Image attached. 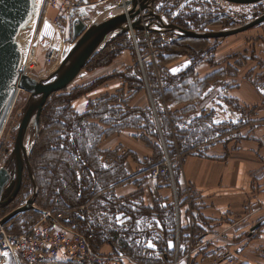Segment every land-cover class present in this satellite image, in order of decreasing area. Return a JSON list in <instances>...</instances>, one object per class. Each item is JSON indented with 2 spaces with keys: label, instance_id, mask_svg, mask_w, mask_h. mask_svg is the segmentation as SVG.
I'll list each match as a JSON object with an SVG mask.
<instances>
[{
  "label": "rangeland",
  "instance_id": "1",
  "mask_svg": "<svg viewBox=\"0 0 264 264\" xmlns=\"http://www.w3.org/2000/svg\"><path fill=\"white\" fill-rule=\"evenodd\" d=\"M120 2L122 0H87V5L80 9L78 15L90 25L101 17L106 8L114 7ZM42 9L41 5L39 17L32 27L21 33L19 39L23 41L25 52L31 42L39 43L36 68L29 72V76L41 82H48L53 79L60 66L59 63H50L46 59L48 48L50 44L61 47L73 43L74 19L68 15L58 23L57 10L53 8L49 16L51 24H46L42 30L44 23ZM153 9L164 19H170L177 25L179 24L176 20L183 19L193 27L186 29L218 32L237 27L258 17L264 12V0L251 4L227 0H157L153 4ZM192 17L201 21L198 29L192 25ZM147 20H150L149 16ZM263 23L220 38L187 40L169 29L153 31V34L150 33L148 36L145 30L137 29L134 32H126L123 36L109 42L104 53L100 51L96 53L97 56L95 55L96 57L86 64L71 85L63 91L54 93L48 99L43 110L44 117L46 114H52L53 119L60 122L47 123L48 120L44 119V123L40 122L39 131L28 130L25 144L29 162H24L23 180L17 197L8 205L0 207L1 218L25 205L28 199L35 195L36 207L16 215L3 226L8 231L22 233L30 229L38 220L42 221L43 210H53L57 214L61 212L66 221L74 224L69 225L72 229L78 228L77 230L82 233L83 231L94 232L95 229L99 231L97 237L102 243L95 252L102 257L115 254L131 256L126 253L127 249L122 242L133 248L167 249L162 241H166L168 234L173 232L167 227L173 221L177 222V207L168 195V188L173 186L167 180H161L158 186L159 178L146 177V174L153 170L157 163L165 164L167 156L170 157L167 149L169 145L166 144L168 135L160 126L157 112L168 111L173 108L171 105L173 103L171 100H160L157 93L158 87L156 88L153 84L154 75L151 69H148V63L153 66L159 64L158 70H153L157 72L162 82L161 88L165 90L167 85L168 88L170 85L173 86L175 82L173 80H176L177 76L189 66H193L194 71V80L191 81V85L196 83V78L206 80L205 83L201 81V91L204 87L207 88L202 100L193 101L189 109L191 111L185 113L184 120L181 122L184 128L192 126L193 132L188 135V142L190 146L198 148L192 152L204 155L207 150L203 144L211 139L205 135L213 133L208 131L211 127L204 128L203 125L198 124L202 114L206 113L207 116L212 117V121L208 120V123L217 130L216 141H223L226 146L227 140L237 135L236 127L243 118L238 109L241 108L245 113L248 108L243 109L236 100H231L230 91L235 82L232 85L227 84L225 79L231 80L238 72L239 77L246 76L247 64L245 70L241 72L230 62H233L232 58L235 55L240 65L244 64L247 56L244 53L238 55L236 52L251 45L254 48L256 41L264 42ZM112 54L115 58L106 62ZM139 56L147 64L145 69ZM227 60L229 61L226 64H221ZM148 84L150 87L153 84L154 94ZM70 94L75 95L76 98H67ZM36 98L31 93L20 90L0 138V169L7 168L11 173V180L6 187L11 184L16 174L17 162L15 157L12 158V153L15 150L21 122L30 103ZM166 98L171 97L168 95ZM233 104H237L238 108L231 106ZM95 112H98V115ZM64 121L68 126L64 125ZM161 121L163 124V118ZM70 136L79 138L84 146L70 150L72 154L68 157L65 152L69 149ZM173 141L177 143L176 138L169 140V143L173 144ZM45 145V150L40 153ZM225 146L222 148L225 149ZM57 150L62 152H54ZM179 155L180 157L176 156L177 160L180 158L184 160L191 156L188 154L183 157L182 153ZM69 158L78 180L86 178L89 180V185H81V190L94 192L96 196L95 199L81 206H77L73 200L62 202L61 195L58 198H51L48 192L53 183V176L64 177L63 165L60 162L64 159L68 161ZM57 160L60 162H56ZM53 164L58 165L56 170ZM126 180L132 184L136 180L139 182L132 185L127 184ZM61 183L65 182L61 181ZM34 185L37 186L36 194ZM126 185L128 190H132V194L127 193L129 195L121 197V187L125 188ZM159 189L162 191L160 192ZM131 196L134 198L130 199ZM39 197L42 201H49L45 204L49 206H43L44 203L41 205L38 202ZM6 206L9 208L7 213H4L2 209ZM153 226L154 230L155 227L158 228L159 234L155 236L160 238V245L152 246L150 243ZM110 233L118 237L114 238ZM109 238L114 239L121 252H111L113 245L108 243ZM131 257L139 262L135 257ZM60 260L62 258L51 262ZM21 261L24 262L22 258ZM66 262L95 264L86 261L67 260ZM216 262L220 261L214 260V263ZM48 263L50 262L40 264Z\"/></svg>",
  "mask_w": 264,
  "mask_h": 264
},
{
  "label": "crops",
  "instance_id": "2",
  "mask_svg": "<svg viewBox=\"0 0 264 264\" xmlns=\"http://www.w3.org/2000/svg\"><path fill=\"white\" fill-rule=\"evenodd\" d=\"M48 2L41 0L42 30L46 24H51L49 16L53 8ZM258 42L254 48L251 45L236 52L247 56L244 64L240 65L235 55L230 62L241 72L247 64L246 76L239 77L238 72L231 80L225 79L227 84L235 82L230 91L231 100H236L243 109L248 108L245 113L240 107L238 109L243 118L236 127L237 135L229 138L226 146L216 139L207 141L203 144L207 150L204 155L194 153L184 160H174L170 179L173 187L168 188V195L176 204L177 222L167 227L173 232L162 243L170 256L178 245L179 264H226V261L214 263L222 254L233 255L240 264H264V224L252 231L264 220V42ZM131 191L127 185L121 187L120 196L132 194ZM156 234H159L157 227L149 238L152 246L160 245ZM195 235L203 236L207 244L183 259L189 253V243ZM151 260L157 264H170L161 257ZM0 264L26 263L18 255L0 250ZM48 264L73 263L60 260Z\"/></svg>",
  "mask_w": 264,
  "mask_h": 264
},
{
  "label": "water",
  "instance_id": "3",
  "mask_svg": "<svg viewBox=\"0 0 264 264\" xmlns=\"http://www.w3.org/2000/svg\"><path fill=\"white\" fill-rule=\"evenodd\" d=\"M156 0H123L113 8L123 10L124 15L104 17L106 8L90 25L81 17L74 20L72 26L73 45L68 55L61 62L51 81L41 82L29 75L21 74L23 54L18 44L21 33L30 27L39 17L41 0H0V127L15 93L16 87L31 93L33 100L21 122L15 150L12 158H16L17 167L15 179L11 180V173L7 168L0 169V207L8 205L20 191L23 180L24 162H29L25 138L28 130L39 131L43 110L48 99L61 90L71 85L81 74L86 64L101 51L109 42L120 37L126 32L145 30L149 36L153 31L169 29L181 37L188 38H220L246 30L256 24L264 22V12L255 19L240 24L237 27L218 32L196 31L183 28L170 19L156 13L153 4ZM235 3L251 4L262 0H227ZM149 16L150 20H147ZM35 187V194L37 186ZM7 197V199H5ZM5 199V200H4ZM4 200V201H3ZM36 195L25 205L10 212L1 218L0 226L9 222L16 215L35 209ZM264 220L258 222L252 231L260 228Z\"/></svg>",
  "mask_w": 264,
  "mask_h": 264
},
{
  "label": "built area",
  "instance_id": "4",
  "mask_svg": "<svg viewBox=\"0 0 264 264\" xmlns=\"http://www.w3.org/2000/svg\"><path fill=\"white\" fill-rule=\"evenodd\" d=\"M49 7L59 11L57 22L63 20L65 16L79 17L78 13L87 5V0H49ZM81 9V10H80ZM20 38V37H19ZM73 40V39H72ZM18 44L23 50L22 70L30 74L36 68L38 59V42H31L28 50L24 51L23 41L18 39ZM137 44V43H136ZM73 43L68 46L58 47L50 44L46 59L50 63L61 64L66 58ZM138 50V47H137ZM140 57L141 63L142 57ZM143 64V63H142ZM180 157V155L178 154ZM176 159V158H175ZM165 164L156 166L146 174L150 178L170 175L173 177L174 160L167 156ZM176 206V204H175ZM54 213L53 210H43L42 221L38 220L30 229L22 233L8 231L3 225L0 226V250L15 253L24 260L26 264H40L42 262H51L62 258L69 261H86L95 264H150L151 259L155 257L164 258L165 249L144 247L141 250L142 260L137 262L131 256L123 255H102L96 254L95 249L90 246V237L85 235L66 223L62 213ZM57 214V215H55ZM80 241V242H79ZM207 242L203 236L195 235L189 243V253L183 259L189 258L195 251L201 249ZM93 248V249H92ZM170 264H179L181 262L180 250L177 245L173 250ZM106 256V255H104ZM167 256V255H166ZM182 259V260H183ZM216 261H226V264H240L233 255H220Z\"/></svg>",
  "mask_w": 264,
  "mask_h": 264
},
{
  "label": "trees",
  "instance_id": "5",
  "mask_svg": "<svg viewBox=\"0 0 264 264\" xmlns=\"http://www.w3.org/2000/svg\"><path fill=\"white\" fill-rule=\"evenodd\" d=\"M176 21L183 28H189V29L193 28L190 24L186 23L183 19L182 20L177 19ZM191 21L193 22L192 25L196 29H198L199 28V24H200L201 21L199 19H196L195 17H192ZM123 35H121V36H123ZM182 39H187L188 40L190 38H187V37L183 36ZM191 40H193V39H191ZM108 45L109 44H107L100 52L104 53V49H106L108 47ZM96 56H94V58ZM114 58H115V56L112 54L111 56H109L106 59V62H110ZM143 63H144V69H145V65H147V64L145 62H143ZM158 65L159 64H157V66H153L152 64L150 65L148 63V69H151V71L153 72V75H154L153 78H152L154 80L153 84L155 85L156 88L158 87L157 93H158V95L160 97V100H165V101L166 100H171V103H173V104H171L173 106V108H170L168 112L167 111L164 112L163 110L162 111L160 110L159 112H157V116L159 117L158 119H160L159 121H160L161 128L164 130V133L168 135V137H167L168 138V142L166 143V144L169 145L168 148L166 146V148L169 151L168 153H169L170 157L173 160H175L176 156L179 153L180 154L182 153L183 157H185V155L194 154L193 153L194 150L198 149L197 146L196 147L190 146L189 142H188V139H189L188 135L193 132L192 131V126H187V128H184V126H182L183 124L181 122L184 120L185 113H188L189 111H191L189 109L192 107L193 101L194 100H198V101L202 100V98L204 96V92L206 91L207 88L204 87L203 91H201V81H204V83H205L206 80L205 79L201 80L200 78H196V83H194V85H191V81L194 80L193 79L194 78V74H193L194 71H193V66H191V67L189 66L186 70H184L182 72L181 75L177 76L176 80L172 79L173 81H175L174 85L173 86L170 85L169 88H168V85H167L166 86V90H165L164 88H161L162 82L159 80L157 72H154V70H153V69L158 70V67H159ZM175 78H176V76H175ZM195 84H196V86H195ZM198 84L200 86H198ZM148 85L150 87V84H148ZM152 85L150 87V90L154 94L155 90H154V86L152 87ZM207 85H209V83ZM61 91H63V90H61ZM169 93H171V94H169ZM153 94H152V97H153ZM168 95H170V97H171L170 99L166 98V96H168ZM63 98L65 100V96ZM67 98H71V99L74 98L75 99L76 96L75 95L73 96V95L70 94V95H68ZM154 99L155 98H153V100ZM182 105L184 106L183 108H182ZM47 113H48V111H47ZM95 113H97V115H98V112H95ZM95 113H93V115ZM162 118H163V124H162V121H161ZM44 119L48 120L47 123H57V122L59 123L60 122V121L54 120L53 117H52V114H46L45 117H44V112H43L41 123H44ZM208 120L212 121V117L211 116H207V114L205 115V113H204V114H202L199 117L198 124L203 125L204 128H208L207 126L211 127L208 131H210V133H213V134L205 135V136L206 137H210L211 139H209V140H214V139L217 138V135H215L217 130L208 123ZM64 125L68 126V124L65 121H64ZM206 133L208 134V132H206ZM163 138L165 139V136ZM173 138L177 139V143L176 144L174 143V141H173V144H170L171 142L169 143V140H171V139L173 140ZM69 139H70L69 142L71 141L70 143L68 142V145H69V147H68L69 149L68 150H69V152L67 150L65 153H67L68 157H71L70 155L72 153L70 154V150L83 148L84 145H83V143H81L79 141L80 139L77 138L76 136H70ZM45 147H46V145L42 147V150L40 151V153H42V151L45 150ZM85 148H84V150H85ZM192 150H193V152H192ZM59 151L62 152V150H59ZM59 151L57 150V151H54V152H59ZM81 155L83 156L85 154H81ZM199 155H201V154L199 153ZM70 161H71L70 158H69L68 161H66L65 159L63 160V162H60V160L56 161V162H60L63 165L62 172H63L64 177L60 178L58 176H53V179H52L53 183H52V186L49 187L48 192L52 196L51 198H53V197H57L58 198L59 195H61L62 198H60V199L63 200L62 202H67L69 200H73V201H75L77 206H81L83 204H86L90 200L95 199L96 196H95L94 192L91 193L90 191H88L86 189H82L81 190V185H83V186L84 185H89V180L87 178L78 180V178H77L78 176L74 173L73 165L70 164ZM161 165H163V162L157 163L156 165H154V168L156 166H161ZM53 166H54L55 170L58 167V165H55V164H53ZM158 178H159L158 179L159 180L158 184H160L161 180H165V181L167 180L168 183L170 184V179H171L170 175H162V176H160ZM61 181L62 182L64 181L65 183H61ZM138 182L139 181L136 180L133 184H136ZM162 184H164V183H162ZM167 188H168V186H167ZM44 201H42V198L39 197V201L38 202L41 203V205L44 203L43 206H49V205H45V204L49 203V201H46V200H44ZM8 208H9L8 206L4 207L2 209L3 212L7 213V209ZM157 208L160 209V207H157ZM83 220H85V219H83ZM66 223L69 224V225H74V224L69 223L68 221H66ZM173 224H174V221L171 224H169L168 227H172ZM98 229H100V231L102 230V228H98ZM83 232H84L83 234H85V235H92L90 237L89 241L91 243V246L95 250L100 248L102 242L97 237L98 234H99V231H97L95 229L94 232H87V231H83ZM110 235L113 236L114 238L118 237V235L116 236L114 233H110ZM108 243L113 245V247H112L113 251H111V252L114 253V252H119L121 250L119 245L114 242V239H110L109 238L108 239ZM122 243L125 245V249L128 250V251L126 250V253L128 255H131V256L135 257L138 261L142 260L143 257H142V254H141V250H142L141 247L140 248H138V247L137 248H133L132 246H127V244L124 243V242H122ZM102 246H103V244H102ZM167 249H165L166 253L164 254V260L167 261V262H170L171 259H172V256H170V254H169ZM153 261L154 260H151L150 264H157L156 261H154V262Z\"/></svg>",
  "mask_w": 264,
  "mask_h": 264
},
{
  "label": "bare ground",
  "instance_id": "6",
  "mask_svg": "<svg viewBox=\"0 0 264 264\" xmlns=\"http://www.w3.org/2000/svg\"><path fill=\"white\" fill-rule=\"evenodd\" d=\"M114 9L117 10L116 8H114ZM115 10L111 9V10L106 11V13H104L105 14L104 17L106 18V17H111V16H118L120 14H122V15L125 14L123 10H117V11H115ZM21 51H22V54H23V50H21ZM22 65H23V62H22ZM21 74L22 75H25V74L29 75L28 73H25L23 70H22ZM19 92H20V89L18 87H16L15 93H14L12 99H11L10 105H9V107L7 109L6 115L4 117L2 125L0 127V138L2 137L4 128H5V126H6L7 122H8L9 115L11 114V111L14 108L15 100H16V97H17Z\"/></svg>",
  "mask_w": 264,
  "mask_h": 264
},
{
  "label": "flooded vegetation",
  "instance_id": "7",
  "mask_svg": "<svg viewBox=\"0 0 264 264\" xmlns=\"http://www.w3.org/2000/svg\"><path fill=\"white\" fill-rule=\"evenodd\" d=\"M156 1H157V0H156ZM156 1H155V2H156ZM15 175H16V174H15ZM14 179H15V177L12 178V180H14ZM6 199H7V197H6ZM4 200H5V199H4Z\"/></svg>",
  "mask_w": 264,
  "mask_h": 264
}]
</instances>
